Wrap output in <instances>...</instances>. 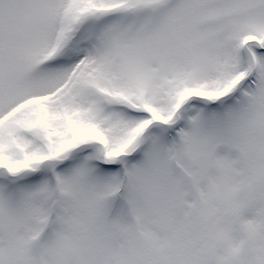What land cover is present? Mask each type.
<instances>
[{
	"label": "snow or ice",
	"instance_id": "1",
	"mask_svg": "<svg viewBox=\"0 0 264 264\" xmlns=\"http://www.w3.org/2000/svg\"><path fill=\"white\" fill-rule=\"evenodd\" d=\"M0 264H264V0H0Z\"/></svg>",
	"mask_w": 264,
	"mask_h": 264
}]
</instances>
